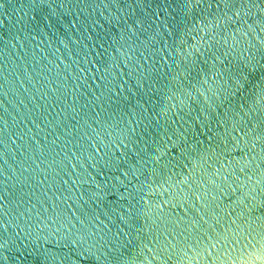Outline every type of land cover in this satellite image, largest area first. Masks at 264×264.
Here are the masks:
<instances>
[{"label": "water", "instance_id": "1", "mask_svg": "<svg viewBox=\"0 0 264 264\" xmlns=\"http://www.w3.org/2000/svg\"><path fill=\"white\" fill-rule=\"evenodd\" d=\"M0 264H264V0H0Z\"/></svg>", "mask_w": 264, "mask_h": 264}]
</instances>
